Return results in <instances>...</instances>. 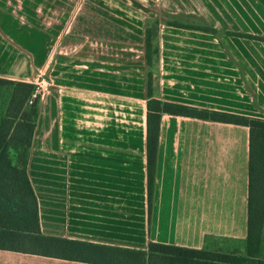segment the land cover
Wrapping results in <instances>:
<instances>
[{"label":"crops","instance_id":"1","mask_svg":"<svg viewBox=\"0 0 264 264\" xmlns=\"http://www.w3.org/2000/svg\"><path fill=\"white\" fill-rule=\"evenodd\" d=\"M237 34L264 38V0H0V78L49 82L27 165L44 236L245 252L249 128L164 114L151 216L146 148L149 73L157 100L264 120V42Z\"/></svg>","mask_w":264,"mask_h":264},{"label":"trees","instance_id":"2","mask_svg":"<svg viewBox=\"0 0 264 264\" xmlns=\"http://www.w3.org/2000/svg\"><path fill=\"white\" fill-rule=\"evenodd\" d=\"M158 25L146 28V61L152 66L159 54L155 42ZM200 30L214 33L204 27ZM236 36L264 42V38ZM6 87L13 93L5 112L0 108V250L37 255L85 264H264V120L225 112L198 109L157 100L153 97V77L147 80V172L149 215L153 196L161 118L164 114L247 127L249 152V233L245 252L192 250L150 243L147 250L96 244L44 236L39 206L27 172L29 153L39 118V104L27 106L34 85L0 78V96ZM11 152H16L15 164Z\"/></svg>","mask_w":264,"mask_h":264},{"label":"built area","instance_id":"3","mask_svg":"<svg viewBox=\"0 0 264 264\" xmlns=\"http://www.w3.org/2000/svg\"><path fill=\"white\" fill-rule=\"evenodd\" d=\"M33 85L34 89L27 102V106H34L36 103L40 102L43 93L47 92L49 88V82L47 79H42L41 75L37 77V81Z\"/></svg>","mask_w":264,"mask_h":264},{"label":"rangeland","instance_id":"4","mask_svg":"<svg viewBox=\"0 0 264 264\" xmlns=\"http://www.w3.org/2000/svg\"><path fill=\"white\" fill-rule=\"evenodd\" d=\"M40 75L41 74H38L36 76V78L38 76H40ZM12 93H13V88L12 87H6L1 93V96H0V108H1V110L3 112H5L7 110V108H8V106H9V103H10V100H11V97H12ZM11 157L13 158L14 163L18 164L17 153L16 152H11ZM262 257H264V231H263V241H262Z\"/></svg>","mask_w":264,"mask_h":264}]
</instances>
